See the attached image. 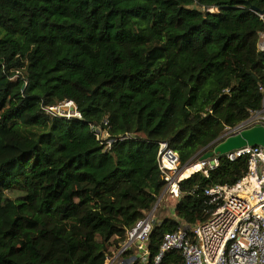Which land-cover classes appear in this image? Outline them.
<instances>
[{"label":"trees","instance_id":"trees-1","mask_svg":"<svg viewBox=\"0 0 264 264\" xmlns=\"http://www.w3.org/2000/svg\"><path fill=\"white\" fill-rule=\"evenodd\" d=\"M263 33L264 0H0V264H104L162 190L159 143L186 166L261 107ZM64 100L80 117L42 109ZM218 159L181 179L145 264L246 173Z\"/></svg>","mask_w":264,"mask_h":264},{"label":"built area","instance_id":"built-area-1","mask_svg":"<svg viewBox=\"0 0 264 264\" xmlns=\"http://www.w3.org/2000/svg\"><path fill=\"white\" fill-rule=\"evenodd\" d=\"M258 47L264 49V44ZM42 109L53 116L80 117L72 100L42 106ZM255 124L264 126V90L261 107L250 111L236 125L226 126L216 142ZM91 129L107 148L111 145L113 140L107 130L93 125ZM224 155L229 160L245 156L246 173L232 185L215 184L206 188L208 202L215 206L210 216L190 227L180 221L176 230L165 233L151 264H159L164 253L172 249L180 253L184 264H264V147L245 146ZM193 163L180 166L176 152L165 141L159 143L157 165L163 180L162 190L153 207L126 231L125 239L104 264L147 262V245L157 212L164 201L179 198L183 171ZM196 163L207 175L218 166L219 159L213 156L203 161L197 159Z\"/></svg>","mask_w":264,"mask_h":264},{"label":"water","instance_id":"water-1","mask_svg":"<svg viewBox=\"0 0 264 264\" xmlns=\"http://www.w3.org/2000/svg\"><path fill=\"white\" fill-rule=\"evenodd\" d=\"M261 13H263V11H261ZM255 145L264 147V126L260 124L242 129L238 133L231 134L221 141L214 142L209 147L208 151L199 156L198 159L199 161H203L213 156L224 155L245 146Z\"/></svg>","mask_w":264,"mask_h":264},{"label":"crops","instance_id":"crops-1","mask_svg":"<svg viewBox=\"0 0 264 264\" xmlns=\"http://www.w3.org/2000/svg\"><path fill=\"white\" fill-rule=\"evenodd\" d=\"M178 199L167 200L162 203L161 208L157 212V218L173 217L174 216V206Z\"/></svg>","mask_w":264,"mask_h":264},{"label":"rangeland","instance_id":"rangeland-1","mask_svg":"<svg viewBox=\"0 0 264 264\" xmlns=\"http://www.w3.org/2000/svg\"><path fill=\"white\" fill-rule=\"evenodd\" d=\"M264 44V33L263 34H261V36H260V40H259V44L258 45H263ZM198 158H196V160H197ZM196 160H195V162L193 163V165L192 166H195L197 163H196ZM197 170H199V169H197ZM196 169H195V171H197ZM192 172H194V171H192ZM183 178H184V176H183ZM16 194H18L17 192H9L8 193V195L9 196H15ZM112 250H113V248H111Z\"/></svg>","mask_w":264,"mask_h":264},{"label":"bare ground","instance_id":"bare-ground-1","mask_svg":"<svg viewBox=\"0 0 264 264\" xmlns=\"http://www.w3.org/2000/svg\"><path fill=\"white\" fill-rule=\"evenodd\" d=\"M195 169H198V165L196 164L195 166H188L184 169L183 171V176L189 175L192 173V171H195Z\"/></svg>","mask_w":264,"mask_h":264}]
</instances>
